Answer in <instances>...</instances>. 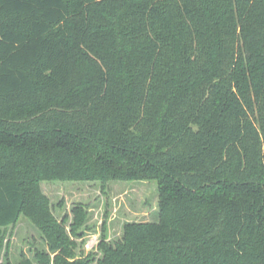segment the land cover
<instances>
[{
  "label": "trees",
  "instance_id": "1",
  "mask_svg": "<svg viewBox=\"0 0 264 264\" xmlns=\"http://www.w3.org/2000/svg\"><path fill=\"white\" fill-rule=\"evenodd\" d=\"M51 181L156 182L159 221L76 259ZM22 216L53 264H264V0H0V252Z\"/></svg>",
  "mask_w": 264,
  "mask_h": 264
},
{
  "label": "rangeland",
  "instance_id": "2",
  "mask_svg": "<svg viewBox=\"0 0 264 264\" xmlns=\"http://www.w3.org/2000/svg\"><path fill=\"white\" fill-rule=\"evenodd\" d=\"M49 198L53 214L66 228L74 243L76 259L97 255L99 245L121 239L127 223L158 222L159 194L156 182H60L41 183ZM77 213L82 225L72 232ZM49 256L52 264L59 252L54 253L41 230L30 220L21 217L19 222L5 231L4 248L0 264H22L29 259L38 264L36 255Z\"/></svg>",
  "mask_w": 264,
  "mask_h": 264
}]
</instances>
